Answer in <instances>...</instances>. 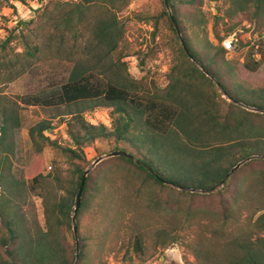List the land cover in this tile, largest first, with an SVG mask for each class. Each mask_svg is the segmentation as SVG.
Segmentation results:
<instances>
[{"label": "trees", "instance_id": "1", "mask_svg": "<svg viewBox=\"0 0 264 264\" xmlns=\"http://www.w3.org/2000/svg\"><path fill=\"white\" fill-rule=\"evenodd\" d=\"M4 1L11 3L12 0ZM45 1L42 0L43 3ZM168 1L188 48L220 86L181 47L185 63L176 68L175 76L169 83L157 86L156 95H140L132 90V83L112 79L103 81L95 67L79 60L68 81L54 97L41 101L37 97H24L23 102L27 106L40 103L69 106L79 102L98 101L97 106L107 105L113 108L110 127L89 123L82 112L70 113L72 117L67 125L74 146H63L54 139L52 134L56 128L46 121L31 127L29 135L37 154L50 146L61 150L74 164L70 183L60 185V193L56 196L50 194L53 197H48L44 193L46 189H43V182L46 177L42 172L28 181L34 192L38 188L44 190L38 194L44 198L45 226H29L22 204L20 206L14 198V181L10 173L14 150L11 137L13 129L19 127L21 121L18 113L0 109V182L4 187L0 196V264L75 262L76 244L69 242V235L74 234L72 219L82 177L91 164L87 160L85 148L98 139L114 140V151L127 152L144 162V165L121 155L102 161L89 173L77 215L79 231L81 217L92 206V201L96 200V193L106 190V209L110 210L115 206L112 187L101 182L103 169L113 162L189 200L188 205L167 200L170 207L198 216L205 213L215 215L217 220L203 222L196 237L191 239L185 228L181 231L175 228L165 235L164 247L183 240L198 264H264V87L246 88L237 83L232 74L222 72V68L218 66L217 59L225 61L228 58L221 42L238 28L239 22L233 21L224 34L216 28V42L205 37L199 43L205 49L204 52L197 51L184 27L183 12H191L197 25L207 24L208 18L202 11L205 0ZM231 1L227 17L233 20L236 14L249 13L251 20L256 19L251 24L254 32L264 29V0ZM129 3L130 0H49L39 19L21 22L11 29L3 45L7 47L14 39L21 38L25 58H31L42 45L57 42L63 46L88 32L92 49H105L111 54L118 50L126 34V25L123 20L118 19L117 12ZM162 4L163 15L179 35L164 0ZM40 5L41 8V2ZM92 12L95 13L94 16L89 17ZM199 15L201 18H198ZM244 46L242 42L238 50ZM258 52L261 54L260 60L254 56L255 49H251L243 63L250 72H257L264 62V41H261ZM119 60L121 61V57ZM140 62L144 66L146 59L141 58ZM8 63L3 68H12V62ZM3 68H0L1 72ZM218 88L228 98L242 105L222 99ZM217 98L221 100L217 101ZM242 106L261 111H248ZM252 156V160L229 175L238 163ZM146 166H150L156 175ZM246 168L259 178L257 186L260 184L261 191L259 198L256 194L252 195L254 208L247 226L230 223L232 212L240 206L239 200L244 193L243 180L239 178V174ZM58 178L56 175L55 179ZM224 178L226 181L222 186L208 192L221 184ZM251 189L255 188L252 186ZM80 238L79 264H83L87 256V245L81 234ZM136 249L142 251L140 238L136 239Z\"/></svg>", "mask_w": 264, "mask_h": 264}, {"label": "rangeland", "instance_id": "2", "mask_svg": "<svg viewBox=\"0 0 264 264\" xmlns=\"http://www.w3.org/2000/svg\"><path fill=\"white\" fill-rule=\"evenodd\" d=\"M25 1L35 3V0ZM39 1L42 7L34 20L39 19L49 2ZM231 3V0H205L202 11L206 14L208 22L201 26L194 22L191 12L188 14L186 11L183 12L184 27L195 50L204 52L205 49L199 43L205 37L216 42V28L223 34L233 21L240 24L236 30L243 28L244 24L255 22L256 19L251 20L250 14L244 12L234 15L233 20L227 17ZM10 5L12 2L0 0V68L2 69L8 62H12L13 65L10 69L3 68V71H0V109L5 108L18 113L21 121L19 127L13 129L11 137L14 143L10 165L14 181L13 195L17 203L20 206L22 204V211L29 226H45L44 198L38 193L43 192V189H46L44 193L48 197H53L50 194L56 196L60 193L59 186L69 184L72 179L74 164L61 150L50 146L37 154L29 135L31 127L46 121L56 128L54 139L63 146H74L67 125L72 117L70 113L82 112L87 120L90 114L97 111L100 114L107 113L111 118L113 108L107 105L97 106L98 101L79 102L69 106L41 103L27 106L23 102L24 97H37L36 99L40 101L54 97L60 87L68 81L79 60L95 67L103 81L112 79L121 83H132L134 85L132 90H136V93L156 95L157 86L162 87L169 83L175 76L176 68L185 63L181 52L183 46L179 35L170 27L169 21L163 15L162 0H130L128 6L117 12L118 19L123 20L126 25L124 40L117 51L108 54L105 49H92L89 43L90 35L85 32L78 40L66 42L63 46L57 42L42 45L34 57L25 58L21 38L14 39L7 47L3 45L10 27L15 25L12 17L16 12L13 14L9 9ZM95 13H90L89 17H93ZM249 29H253V26ZM249 29H244L247 37L250 36ZM257 33L262 37L264 29ZM251 49L253 50L252 47L245 49L242 47L225 58L227 62L217 59L218 66L222 68V72L232 74L234 80L246 88L264 87V62L257 72H250L243 65ZM141 58L146 59L144 66L141 65ZM217 91L220 92L222 99L232 102L219 88ZM218 99L217 101L221 100ZM242 107L248 111L258 112L253 108ZM115 145L114 140L98 139L93 145L86 147V157L91 162L86 169L91 167L98 157L114 152ZM238 169L240 167L235 170ZM40 172L46 180L43 182V189L38 188L34 192L28 181ZM56 175L58 179H55ZM239 175L243 180L244 193L239 200L240 206L232 212L230 223L247 226L249 215L254 208L252 195L256 194L259 198L260 184L258 187L259 178L247 168ZM101 182L112 187L115 206L110 210L106 209L107 191L103 190L102 193H96V200H93L92 206L84 211L81 228L78 230L87 245V256L83 264H198L183 240L164 247L163 239L175 228L178 231L185 228L190 239L196 237L203 222L217 220L215 215L200 214L201 218L195 213L170 207L166 203L167 200H171V203L180 201L187 205L189 200L172 190L159 187L137 173L126 170L121 164L109 163L103 169ZM0 185L1 196L4 187L1 182ZM252 186L254 190L251 189ZM189 225H192V228H189ZM137 238L142 241V251L136 249ZM69 242L74 245L77 243L75 233L69 235ZM79 262L80 259L78 264Z\"/></svg>", "mask_w": 264, "mask_h": 264}, {"label": "built area", "instance_id": "3", "mask_svg": "<svg viewBox=\"0 0 264 264\" xmlns=\"http://www.w3.org/2000/svg\"><path fill=\"white\" fill-rule=\"evenodd\" d=\"M12 5L9 6V9L12 10L13 14H16L12 17V22L15 24L13 27L11 26L9 31L19 25L21 22H29L36 18L38 10L40 8V1L35 0V3H30L25 0H12ZM7 9V8H5ZM22 9V10H21ZM214 10V9H213ZM252 25L244 24L243 28H240L238 30H235L231 33H229L225 38L222 40L221 44L223 48L227 51L228 56L233 55L238 51L239 45L243 42L245 45V48L252 47L255 49V58L257 60L261 59V54L258 52L261 46V41H264V33L262 37H259V34L257 32L254 33L253 29L251 28ZM250 30V36L247 37V35L244 33V29ZM224 34V33H223ZM248 38V39H247ZM251 41V42H250ZM250 42V44H249ZM89 123L93 125H111V118L107 113H99L94 112L93 114H90L89 118L87 119ZM52 137L54 138V133L52 134ZM2 190V186L0 185V191Z\"/></svg>", "mask_w": 264, "mask_h": 264}, {"label": "water", "instance_id": "4", "mask_svg": "<svg viewBox=\"0 0 264 264\" xmlns=\"http://www.w3.org/2000/svg\"><path fill=\"white\" fill-rule=\"evenodd\" d=\"M164 1H165L166 5H167V9H168V11H169L170 17H171L172 22H173V24H174V26H175V28H176L178 34H179V37H180V39H181L182 46H183V48H184L186 54L190 57V59H191L192 61H194L195 63L198 64V66L201 68V70H202L207 76L211 77V78L217 83V85L220 86V83H219L217 80H215V78L210 74V72H209V71H208V70H207V69H206V68H205V67H204L199 61H198L197 58H195V56L192 54V52H191L190 49L188 48L187 43H186L184 37L182 36V32H181L180 26H179V24H178V22H177V20H176V18H175V15H174V13H173V10H172L171 6H170V4H169V1H168V0H164ZM225 95L227 96L226 93H225ZM229 99H230L232 102H235L236 104H240L238 101H235V100H233V99H231V98H229ZM240 105H242V104H240ZM254 110H256V111H261V110H259V109H254ZM262 112H264V111H262ZM121 155L127 156V157L133 159L136 163H139V164H141V165H144V162L138 160L137 158H135L134 156L130 155V154L127 153V152H124V151H114V152L109 153V154H107V155H104V156L98 157V158L93 162L92 166L89 167L88 169H86L85 173L83 174L82 181H81V186H80L79 193H78V195H77V199H76L75 212H74V215H73V224H74V225H73V229H74V233H75V237H76V242H77V243H76V244H77L76 262H75L74 264H78V261H79V259H80V251H79V246H80V244H79V233H78L77 215H78V212H79V210H80V208H81V205H82V195H83V192H84V187H85V184H86V181H87V177H88L89 173H90V172H91V171H92V170H93L98 164H100V163H101L102 161H104L105 159H108V158H111V157H115V156H121ZM257 157L259 158V156H257ZM253 158H254V156L249 157V158L245 159L244 161L238 163V164L232 169V171L229 173V175H230V174H231L236 168L241 167V166L243 165V163H245V162H247V161H249V160H252ZM263 158H264V157H263ZM146 167H147V169H149L151 172L153 171L152 168H151L150 166H146ZM152 173H154V174L156 175L155 172H152ZM229 175H228V176H229ZM228 176H227V177H228ZM225 181H226V178L223 179V181L221 182V184H219V185H217L216 187H214V188L208 190V192H209V191H214V190H216L217 188H219L220 186H222V185L225 183ZM172 185H174L175 187H178L179 189H185V187H183V186H179V185H177V184H172ZM192 190H193V191H196V189H192Z\"/></svg>", "mask_w": 264, "mask_h": 264}]
</instances>
